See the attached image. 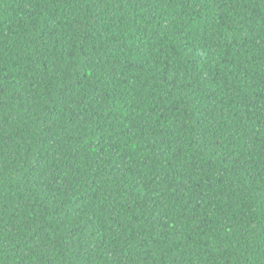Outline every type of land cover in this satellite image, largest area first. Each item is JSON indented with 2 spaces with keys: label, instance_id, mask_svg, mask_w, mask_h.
<instances>
[{
  "label": "trees",
  "instance_id": "16d2710c",
  "mask_svg": "<svg viewBox=\"0 0 264 264\" xmlns=\"http://www.w3.org/2000/svg\"><path fill=\"white\" fill-rule=\"evenodd\" d=\"M0 264H264V0H0Z\"/></svg>",
  "mask_w": 264,
  "mask_h": 264
}]
</instances>
